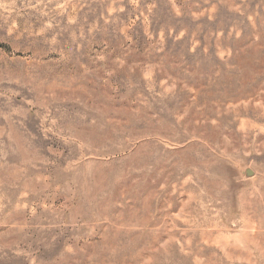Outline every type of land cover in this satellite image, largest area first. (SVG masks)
<instances>
[{"label":"rangeland","instance_id":"obj_1","mask_svg":"<svg viewBox=\"0 0 264 264\" xmlns=\"http://www.w3.org/2000/svg\"><path fill=\"white\" fill-rule=\"evenodd\" d=\"M0 264H264V0H0Z\"/></svg>","mask_w":264,"mask_h":264}]
</instances>
